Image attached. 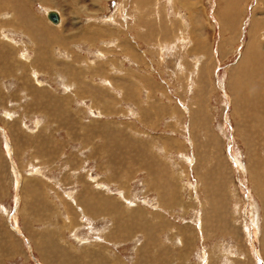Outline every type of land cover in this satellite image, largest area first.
I'll use <instances>...</instances> for the list:
<instances>
[{
	"label": "rangeland",
	"instance_id": "1",
	"mask_svg": "<svg viewBox=\"0 0 264 264\" xmlns=\"http://www.w3.org/2000/svg\"><path fill=\"white\" fill-rule=\"evenodd\" d=\"M1 30L0 264H264V0H13Z\"/></svg>",
	"mask_w": 264,
	"mask_h": 264
},
{
	"label": "bare ground",
	"instance_id": "2",
	"mask_svg": "<svg viewBox=\"0 0 264 264\" xmlns=\"http://www.w3.org/2000/svg\"><path fill=\"white\" fill-rule=\"evenodd\" d=\"M10 1H11V3H13V0H3V1H0V4L2 3V5H3V3H5L6 5H8V4H10ZM48 2V1H47ZM48 6V5H47ZM14 7V6H13ZM50 11H54V12H56L57 13V15H58V21H56V22H53L52 20H50L49 18H48V13L50 12ZM24 12V11H23ZM16 13V12H15ZM45 15H46V18L49 20V22H51L54 26H60L61 24H62V15H61V13L58 11V10H56V9H53V8H50V7H48L46 10H45ZM5 14V13H4ZM3 14V15H4ZM25 14V16H26V18H27V20L28 19H30V22H26V26H24L25 28H27V35H28V33H30L32 30L29 28V26L30 25H33L34 23H32L31 21H32V19L28 16V15H26V13H24ZM13 15H14V13H13ZM6 16V15H5ZM11 17V16H10ZM10 17H9V19L8 20H6L7 21V23H4V22H1L2 24L4 23V25H8L9 24V26L11 25V23H12V20L10 19ZM24 18V17H23ZM16 19V18H15ZM16 21V20H15ZM14 23V22H13ZM2 24H1V26H2ZM16 25L18 26L19 25V23H16ZM21 25V24H20ZM20 25H19V27H20ZM3 27V26H2ZM11 30V29H10ZM20 31H22V30H20ZM16 32V31H15ZM34 33H35V30L33 31ZM11 33V32H10ZM8 34H9V32H8ZM8 34L6 33V32H4V31H0V40H4V41H6L7 43H9L10 45H11V47L14 49V48H17V46L15 45V42H16V40L14 39V38H11V37H9L8 36ZM23 34V33H22ZM21 35V34H20ZM24 35V34H23ZM37 35V34H36ZM12 36V35H11ZM25 36V35H24ZM29 36V35H28ZM27 36V37H28ZM5 37V39H3ZM42 37V36H41ZM24 38H26V36L24 37ZM27 39V38H26ZM32 39H34V41L35 40H37L35 37H31V39H30V41L32 40ZM28 40V39H27ZM33 41V40H32ZM31 41V42H32ZM23 42H25V41H23ZM22 43V42H21ZM27 43V42H26ZM8 44V45H9ZM14 45V46H13ZM19 45V44H18ZM36 45H38V44H36ZM131 45H132V43H131ZM57 46H58V44H57ZM19 47H21V46H19ZM28 47V46H27ZM22 49V52H21V54H17V55H19L20 57H21V59L23 60V61H25L26 63H28V62H30V55H29V53L27 52V49L26 48H21ZM29 50V49H28ZM33 50V49H32ZM19 51L20 50H18V53H19ZM53 51H55V50H53ZM53 53V52H52ZM102 53V52H101ZM103 55V54H102ZM115 61V60H114ZM249 61V60H248ZM32 62V61H31ZM30 62V63H31ZM253 62V61H252ZM22 63V62H21ZM26 65H24V67H25ZM30 66H31V68H33V66L30 64ZM3 71V70H2ZM32 71V70H31ZM17 73V72H16ZM38 74V73H37ZM0 75H4V74H0ZM33 76H36V75H33ZM71 76V75H70ZM105 80V79H104ZM34 81V80H33ZM109 82V81H108ZM44 83V82H43ZM41 84V83H40ZM69 84H71V83H69ZM39 85V84H38ZM42 85H44V84H42ZM65 85V84H64ZM40 86V85H39ZM67 86V85H66ZM72 93V92H71ZM260 93V92H259ZM26 102V101H25ZM90 110H91V107H90ZM248 116V115H247ZM255 132V131H254ZM230 157V156H229ZM231 158V157H230ZM232 159V158H231ZM235 160L237 161V163L236 162H234L235 163V165L237 166L238 164L240 165L241 163H240V161H238L239 159L238 158H235ZM233 161H234V159H233ZM93 181V180H92ZM66 205V204H65ZM76 206H77V203L75 204ZM32 214V213H31ZM136 247V246H135Z\"/></svg>",
	"mask_w": 264,
	"mask_h": 264
},
{
	"label": "water",
	"instance_id": "3",
	"mask_svg": "<svg viewBox=\"0 0 264 264\" xmlns=\"http://www.w3.org/2000/svg\"><path fill=\"white\" fill-rule=\"evenodd\" d=\"M47 16H48V18H49L50 20H52L53 22L58 21V15H57V13L54 12V11H50V12L48 13Z\"/></svg>",
	"mask_w": 264,
	"mask_h": 264
}]
</instances>
